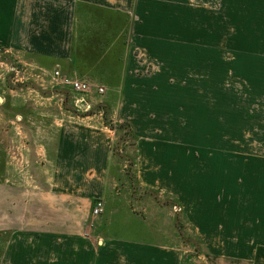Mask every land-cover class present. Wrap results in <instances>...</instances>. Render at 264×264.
<instances>
[{
  "label": "rangeland",
  "instance_id": "374dc122",
  "mask_svg": "<svg viewBox=\"0 0 264 264\" xmlns=\"http://www.w3.org/2000/svg\"><path fill=\"white\" fill-rule=\"evenodd\" d=\"M194 2L209 11V52L194 54L208 66L193 68L203 99L130 137L116 129L104 85L86 80L91 89L75 92L0 47V229L69 230L61 221L75 223L83 203L72 181L52 178L53 146L62 122L99 119L113 153L99 198L112 235L176 246L180 264H264V0ZM139 140L160 147L138 154ZM6 239L0 264L12 262Z\"/></svg>",
  "mask_w": 264,
  "mask_h": 264
},
{
  "label": "crops",
  "instance_id": "0c3cea01",
  "mask_svg": "<svg viewBox=\"0 0 264 264\" xmlns=\"http://www.w3.org/2000/svg\"><path fill=\"white\" fill-rule=\"evenodd\" d=\"M208 21L209 11L195 8L194 0H0V47L49 75L59 68L65 77L104 85L107 110L135 133L152 129L153 117L194 110V100L203 99L202 91H194L193 68L208 66L194 58L195 51L196 56L209 52ZM195 37L202 41L196 49ZM89 123L62 122L53 146L52 178L72 181L68 185L83 203L74 208L78 220H60L70 228L59 232L46 225L25 233L0 229L7 236L5 259L11 264L24 257L27 264H180L176 246L114 236L103 213L91 214L104 196L113 153L105 122ZM158 147L153 140L136 145L138 154ZM151 173L145 187H152Z\"/></svg>",
  "mask_w": 264,
  "mask_h": 264
},
{
  "label": "built area",
  "instance_id": "2783aa9c",
  "mask_svg": "<svg viewBox=\"0 0 264 264\" xmlns=\"http://www.w3.org/2000/svg\"><path fill=\"white\" fill-rule=\"evenodd\" d=\"M1 50L2 49L0 48V51ZM51 75H52V79L63 85L69 86L70 89L75 92H84L91 89L90 83L87 82L86 80H80L72 77H65L61 75L59 68L54 69ZM97 91L99 93H102L104 91V88L100 86L97 88ZM103 208H104L103 201L101 199H97L92 206L91 214L93 216H98L103 212Z\"/></svg>",
  "mask_w": 264,
  "mask_h": 264
},
{
  "label": "trees",
  "instance_id": "16d2710c",
  "mask_svg": "<svg viewBox=\"0 0 264 264\" xmlns=\"http://www.w3.org/2000/svg\"><path fill=\"white\" fill-rule=\"evenodd\" d=\"M116 129H119V130H124L126 136H132V128L129 124L127 123H119V124H116L115 125Z\"/></svg>",
  "mask_w": 264,
  "mask_h": 264
}]
</instances>
